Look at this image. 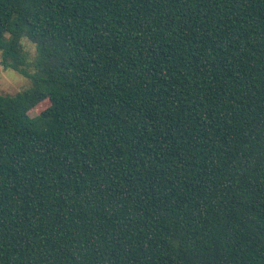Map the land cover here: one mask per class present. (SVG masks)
<instances>
[{
    "label": "trees",
    "instance_id": "1",
    "mask_svg": "<svg viewBox=\"0 0 264 264\" xmlns=\"http://www.w3.org/2000/svg\"><path fill=\"white\" fill-rule=\"evenodd\" d=\"M1 68L0 264H264V0H0Z\"/></svg>",
    "mask_w": 264,
    "mask_h": 264
},
{
    "label": "rangeland",
    "instance_id": "2",
    "mask_svg": "<svg viewBox=\"0 0 264 264\" xmlns=\"http://www.w3.org/2000/svg\"><path fill=\"white\" fill-rule=\"evenodd\" d=\"M21 45L24 50L28 52L30 58L35 56V46L31 44L26 38L21 40ZM30 86V81L20 75L19 73L7 69H0V94L13 95L17 92H21ZM42 106H44L42 104ZM39 110L33 108L29 113V117L34 118L38 114Z\"/></svg>",
    "mask_w": 264,
    "mask_h": 264
}]
</instances>
